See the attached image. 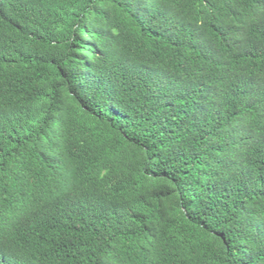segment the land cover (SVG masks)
<instances>
[{
	"label": "trees",
	"instance_id": "trees-1",
	"mask_svg": "<svg viewBox=\"0 0 264 264\" xmlns=\"http://www.w3.org/2000/svg\"><path fill=\"white\" fill-rule=\"evenodd\" d=\"M0 264H264V0H0Z\"/></svg>",
	"mask_w": 264,
	"mask_h": 264
}]
</instances>
